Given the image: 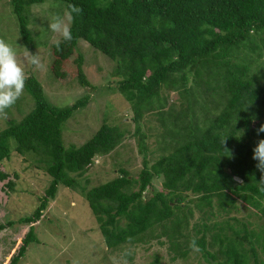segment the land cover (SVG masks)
Listing matches in <instances>:
<instances>
[{"label":"trees","instance_id":"1","mask_svg":"<svg viewBox=\"0 0 264 264\" xmlns=\"http://www.w3.org/2000/svg\"><path fill=\"white\" fill-rule=\"evenodd\" d=\"M43 1L11 0L29 50L35 45L28 10ZM59 1L67 11L70 4L83 11L71 24L73 40L62 43L60 50L50 45L51 74L61 83L76 78L82 87H95L83 69L80 40L113 60L112 89L129 103L136 133L144 114L156 115L162 129L160 155L147 158L142 134L138 145L142 167L136 177L119 166L113 179L85 189L78 177L94 156L114 149L124 133L102 122L81 145L66 146L64 123L85 106L89 94L69 105L53 104L36 76L27 73L24 90L34 105L0 129V162L9 159L12 149L20 155L34 153L40 163L35 165L49 180L33 211L16 220L29 227L8 264H18L28 245L39 242L33 223L40 220L60 185L79 188L108 247L151 237L162 242L164 237L172 259L186 258L189 242L196 238L208 264H264L259 256L264 251V191L252 159L253 148L264 139V132H256L264 123V85L263 75L251 70L254 62L263 67L264 0ZM154 177L163 178L162 189H153ZM5 178L7 174L0 171V179ZM14 186L12 179L4 184L8 191ZM190 194L195 197L193 205L207 208L212 216L241 201L263 218L262 225L254 230L238 219L237 225L201 222L196 224L201 235L191 237L186 230L192 210L184 203L191 201ZM11 224V220L1 223L0 231ZM216 243L218 249L212 250ZM153 264H159L158 258Z\"/></svg>","mask_w":264,"mask_h":264},{"label":"rangeland","instance_id":"2","mask_svg":"<svg viewBox=\"0 0 264 264\" xmlns=\"http://www.w3.org/2000/svg\"><path fill=\"white\" fill-rule=\"evenodd\" d=\"M65 12H67L65 4L59 0H44L30 5L28 28L35 46L29 50L22 41L11 0H0V38L13 46L21 60L26 49L33 54L39 50L44 67L34 70L31 66H26V73L36 76L51 103L59 106L69 105L77 98L89 94L90 99L85 106L76 109L64 123L62 138L66 146L81 145L102 122L116 125L123 131L124 137L114 149L93 157L89 168L78 177L80 184L89 189L113 179L118 174L119 166L136 177L142 167L143 158V152L138 148L139 137L145 135L143 141L147 158L153 160L160 155L158 140L162 138L161 126L155 119V113L150 112L143 115L139 123L141 131L136 133L129 103L112 89L116 80L113 78L115 62L99 50L93 49L84 40L78 42V48L84 55L85 75L95 87H82L76 78L71 82L61 83L53 77L50 72L53 60L50 39L54 34L50 32L48 23L53 16H63ZM260 62L263 63V67L258 66L259 62H254L251 70L253 74L263 75L261 81L264 85V58H261ZM109 85L111 87H108ZM171 97L170 95L168 101H171ZM33 103L34 100L24 90L16 104L7 110V118L0 117V129L6 126L9 118L20 119L33 107ZM178 107L176 106V109ZM37 158L34 153L20 155L12 149L9 159L0 162V171L7 174V178L0 179V224L10 220L13 222L0 231V264H8L10 256L28 230V224L16 220L33 211L48 184L49 177L46 176L44 169L35 165L40 164ZM9 179L15 182L13 191H8L4 187ZM162 180V177L152 179L154 190L162 189ZM148 191L146 190L145 197L148 196ZM194 198V195L190 194L187 200L191 201L184 202L192 210L186 230L191 237L201 235L196 230L199 228L196 224L201 222L211 224L216 220L237 225L235 219H238L246 222L249 229L254 230H259L262 225L263 218L254 214V211L241 201H237L234 208L221 210L212 216L206 213L207 208L195 207ZM33 224L39 242L28 245L18 264H113L114 261L123 264L124 260H127V264H153L155 258H158L159 264H208L203 261L199 252L192 251L189 246L186 258L172 259V252L164 237L161 239L162 242L151 237L147 241L131 245L126 243L121 247L106 246L98 223L79 188L70 189L60 185L55 197L48 200L40 220ZM209 234L210 232L206 233V238H209ZM218 247L216 243L212 250H217ZM127 248L134 250L133 255L123 257V252ZM217 255L221 258V255L218 253ZM259 256L264 262V251H261ZM249 264L253 263L250 261Z\"/></svg>","mask_w":264,"mask_h":264},{"label":"clouds","instance_id":"3","mask_svg":"<svg viewBox=\"0 0 264 264\" xmlns=\"http://www.w3.org/2000/svg\"><path fill=\"white\" fill-rule=\"evenodd\" d=\"M83 9L75 4L68 5V11L63 16L55 15L48 23V28L54 35L50 39V45H54L57 50L61 49V44L71 42L73 35L71 24L75 15L81 14ZM26 66H31L34 70H40L44 67L39 50L33 54L26 49L23 60H21L17 51L5 39L0 38V117L7 118V110L12 108L24 93L25 83L29 79L26 73ZM257 135L264 132V123L256 129ZM225 140H222L224 145ZM252 159L256 161V168L261 173L259 180L264 191V139H259L253 148ZM189 247L194 252L201 251L196 238H192ZM133 249L127 248L123 252V257L133 255ZM9 261V260H8ZM113 264H119L114 261ZM123 264H127L124 260Z\"/></svg>","mask_w":264,"mask_h":264}]
</instances>
